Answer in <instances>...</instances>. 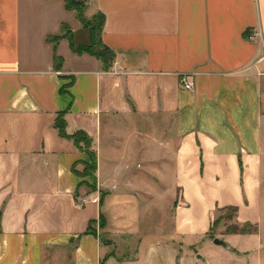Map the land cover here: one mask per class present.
<instances>
[{
  "label": "crops",
  "instance_id": "1",
  "mask_svg": "<svg viewBox=\"0 0 264 264\" xmlns=\"http://www.w3.org/2000/svg\"><path fill=\"white\" fill-rule=\"evenodd\" d=\"M85 13L105 15L108 68L73 51L66 29L90 34L66 0H0V264H178L226 207L263 225L264 0H86ZM62 112L92 138L96 180ZM168 167L172 209L147 225L154 203L131 185Z\"/></svg>",
  "mask_w": 264,
  "mask_h": 264
},
{
  "label": "rangeland",
  "instance_id": "2",
  "mask_svg": "<svg viewBox=\"0 0 264 264\" xmlns=\"http://www.w3.org/2000/svg\"><path fill=\"white\" fill-rule=\"evenodd\" d=\"M86 15V13H85ZM96 22H99L100 15L94 16ZM85 149L86 144L81 143ZM165 179L163 183L155 182L153 179L148 178L149 183H135L131 185L130 189H134L135 193L140 198L142 208L146 210L151 206L152 215H147V225L152 224H165L168 220L167 211L172 209V201L174 198V188L170 178L171 169L165 168ZM143 186L146 190L151 188L155 192L152 196L146 194L142 190ZM148 211V209H147ZM171 211V210H170ZM219 220L216 222L213 230L204 241L194 245L193 247H181L178 264H206L205 260L197 259V255H202L206 260L210 259L211 264H264V223L263 225H250L246 227L247 233L231 232V229L236 227V213L231 209H225L217 214ZM106 224V223H105ZM95 231H102L106 226L103 225L101 219L90 224ZM240 228L242 227L239 224ZM236 235V236H235ZM222 238L228 240L233 246V250L227 249L225 246L214 243V238ZM233 243H232V242ZM103 243L109 245L110 242L103 238ZM73 246L69 250L72 252ZM51 255H64V252L50 251ZM58 253V254H57ZM48 254V253H47ZM70 254V253H69ZM203 260V261H198Z\"/></svg>",
  "mask_w": 264,
  "mask_h": 264
},
{
  "label": "trees",
  "instance_id": "3",
  "mask_svg": "<svg viewBox=\"0 0 264 264\" xmlns=\"http://www.w3.org/2000/svg\"><path fill=\"white\" fill-rule=\"evenodd\" d=\"M66 6L68 9L76 11L79 19L83 23L84 27L88 29L89 34H90L89 43H85V44L77 43L75 40L74 33L66 27L67 29L64 35L69 38L73 51L76 53L92 54L100 58L103 61L104 66L108 68L114 60L115 53L108 46H106L102 41V30L105 24V15L102 13L99 14L100 18H99L98 23L96 22V18L88 19L85 15L86 0H66ZM64 89L65 88H62V91ZM66 124L67 123L65 119V112H62L57 117L55 125L58 128L61 136L73 138L76 144H78L81 147H82L81 145L82 142L86 144L85 150L88 152L90 156V160L82 162L85 168L80 174L83 176H91L94 180H96L98 159H97V153L91 149L92 138L85 131H82V130L77 131L73 135H69L66 131ZM225 209H231L233 210L234 213H237L238 211V208L235 206L226 207ZM101 220L103 222V225L105 226V218L103 215L101 216ZM218 220L219 218L217 217L216 220L214 221V226ZM236 224H237L236 227L234 229H231V232L247 233L248 231L246 230V227L253 225V224H244V225H241L242 227L240 228L239 224L238 223ZM87 232L93 233V234L96 233V231L92 228L91 225L89 226Z\"/></svg>",
  "mask_w": 264,
  "mask_h": 264
},
{
  "label": "built area",
  "instance_id": "4",
  "mask_svg": "<svg viewBox=\"0 0 264 264\" xmlns=\"http://www.w3.org/2000/svg\"><path fill=\"white\" fill-rule=\"evenodd\" d=\"M181 84H182L184 89L191 90V91L195 87L194 79L192 77H190V75H182ZM95 200H97V199H95Z\"/></svg>",
  "mask_w": 264,
  "mask_h": 264
},
{
  "label": "water",
  "instance_id": "5",
  "mask_svg": "<svg viewBox=\"0 0 264 264\" xmlns=\"http://www.w3.org/2000/svg\"><path fill=\"white\" fill-rule=\"evenodd\" d=\"M214 243L218 244V245L225 246L226 248H230L229 243L226 240L222 239V238H218V237L214 238ZM197 258L198 259H203V260L206 261V259L200 254L197 255Z\"/></svg>",
  "mask_w": 264,
  "mask_h": 264
}]
</instances>
